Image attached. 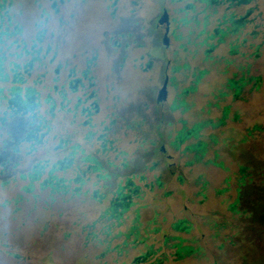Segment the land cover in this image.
Returning <instances> with one entry per match:
<instances>
[{"label":"rangeland","instance_id":"rangeland-1","mask_svg":"<svg viewBox=\"0 0 264 264\" xmlns=\"http://www.w3.org/2000/svg\"><path fill=\"white\" fill-rule=\"evenodd\" d=\"M52 1L14 0L12 21L0 28V264H145L136 259L149 245L159 249L155 258L167 255L163 264H264V135L240 143L236 134L255 123L264 125V76L258 88L247 83L236 97L229 84L258 74L254 69L264 65L247 68L253 61L249 23L238 40L231 34L224 42L212 37L222 20L233 13L246 17L252 4L55 0L56 13ZM257 3L264 12V0ZM245 37L241 53L233 54L231 44ZM34 44L42 47L40 53ZM34 56L31 73H22L26 81H14L12 68ZM72 67L73 78L89 67L85 89L69 86ZM165 83L167 98L159 101ZM15 86L36 91L34 112L23 115L8 107ZM83 106L89 107L87 113L81 112ZM226 111L225 122L215 126ZM42 120L46 127L40 133L46 134L32 149L24 139ZM203 123L198 138L178 139ZM198 141L209 142L203 161L217 158L227 169L188 165L187 147ZM87 157L103 169L89 171L93 163ZM58 162L54 175L70 189L80 186V193L41 188ZM245 162L253 172L243 188L244 212L233 213L228 205L237 195L236 185L224 190L225 181ZM39 165L44 166L40 179L25 191L30 181L22 174ZM105 171L114 174L104 177ZM82 174L79 185L73 179ZM158 177L162 186L155 183ZM128 183L136 185L138 195L132 196ZM94 191L104 196L97 199ZM119 193H131L133 205L106 234L102 227L117 221L101 216ZM137 214L146 238L115 237L129 232ZM179 220L190 222L191 230L176 231ZM224 221L230 222L227 229L216 228ZM166 233L180 235L196 251L181 258L171 254L172 249L161 247Z\"/></svg>","mask_w":264,"mask_h":264},{"label":"trees","instance_id":"trees-1","mask_svg":"<svg viewBox=\"0 0 264 264\" xmlns=\"http://www.w3.org/2000/svg\"><path fill=\"white\" fill-rule=\"evenodd\" d=\"M208 6H213V5H220L222 3H224V1H229L231 3V6L233 7H239L242 4H252V8L249 9V11H247V15L246 17L242 16V17H237V15H235L234 13L229 15L228 20L224 19L221 21V27H218L214 30V34L212 35V37H218L219 38V42H224L225 38L227 35H235L236 39L240 38V36L243 34L244 30L246 29L247 24L249 23L250 25H252V29L249 31V35L251 36V43H250V47L252 49L251 52V57L253 58L252 64L247 65L248 70L251 69V67H255V65L258 66H263L264 62H263V56H264V22L263 24H259L257 23L259 20H263L264 21V12L261 10L260 5H258L257 0H204ZM227 15H225L226 17ZM247 16H251L250 18ZM230 23L229 26H224L226 24ZM237 39V40H238ZM248 40L246 37L241 41V43H236V44H231L230 50L233 54H238L241 53L240 51V47L244 45L245 41ZM263 62V63H262ZM245 68V67H243ZM246 69V68H245ZM255 71H258L255 74L253 73L252 75H250L249 77H245L244 75L241 76V78L235 80V79H230L229 80V84L232 88L235 89V93L234 96H238L239 94L242 93L243 87L247 84V83H252L255 87H259L262 82H263V76H264V67L263 70H259V68H255ZM202 74L198 75V79H200ZM15 89H12L11 91V95H13V92H15ZM33 111H29L28 113H21L23 115H28ZM31 116V115H30ZM227 117V111L224 113V115L221 117V119L216 122L214 125L215 126H221L224 122H225V118ZM235 119L239 120L240 118V114L236 113L235 114ZM212 123V121H207L206 124H210ZM205 123L203 124H197L194 127H192L190 130L188 131H184L183 134H181V137H179V140H185L187 138L190 137H195L198 138L200 135V131L202 129V127L204 126ZM46 126V125H45ZM37 127V126H36ZM29 134V133H28ZM236 134H239V136L241 137L240 139V143H245L248 140V137H255L257 138L258 136L264 135V125L262 123H255L252 126H246L243 128L242 131H238ZM30 146V148L35 149L36 145L38 144V142H40V137L36 138V137H25L24 139ZM179 140H177L178 142H180ZM211 140L212 141H216L217 137L216 136H211ZM177 144V143H176ZM209 147V142L208 141H198L196 143L190 144L187 147V151H189L192 154V158L188 161V165H192L195 163H199V162H204L205 164L211 163V164H216L220 167H223L225 169H227L225 163L223 160H217V158H209L205 161L204 157L206 155V152L208 150ZM86 161L92 162L93 165L90 168L89 171H101L103 169L102 165L93 157H87L85 158ZM62 162H58L57 164H55L54 166H52V168L50 169V174L49 176H47L45 178V181L41 182V188H45V187H49L52 191H60V192H70V193H80L82 191L80 186H76L72 189H70L69 184L65 183L64 181H62V179L58 178L56 175H54V171L56 168H60L61 167ZM46 165V164H44ZM44 168V166H43ZM43 168L41 165L35 167L32 171H30L28 174H22V177H28L29 179V183L28 185L24 186L23 189L25 191H32V189L34 188V182L39 180L42 173H43ZM251 169L253 170V165L245 162L239 165V170L236 171L234 173V176H228L226 178V184L227 187H225L224 190H229L230 186H232L233 182H235L236 185V192L237 195L235 197V199L233 201H231L228 205V209L233 212V213H240L242 214V212H244L243 210H241L240 205H241V199H242V194H243V188L247 187L250 184V176H251ZM83 172L87 173L88 170L85 169L83 170ZM114 174L113 171H105V173H102V176L104 177H109L110 175ZM73 181L77 182V184L81 185L84 181V177L83 174L75 177V179H73ZM155 183L158 186H162L163 185V180L158 177L155 180ZM208 181H204V186L205 184H207ZM154 183H150L149 187H152ZM126 188H130V192L133 195H138L139 192L138 188L136 187V185L131 186L130 183L127 184ZM120 189H123V187H121ZM121 192V191H119ZM131 193L125 195L123 197L122 193H119V197L118 199H113L111 201V205L107 208V210L102 214V219H109V220H115L117 221V223L112 222L111 225H104V227H102V230L107 234L109 232H111V227L113 225H118V223L120 224L121 219H122V214L123 212H125L126 210H128V208L130 206L133 205V202L130 201V195ZM93 196L96 197L97 199H99L100 197H103L104 195L99 193V191H94L93 192ZM118 208H122L121 211H118ZM138 214L136 215L135 219H134V223L135 225H133L129 232L124 233L123 231H119L117 234H115V237H120V236H125L126 239H128V237H130L131 235L134 236V240H141V242L146 238V236L143 235V232L140 231L139 229V224H136V222H138ZM230 222L224 221L222 223H217L216 224V228L222 230V229H227L229 227ZM174 229L178 232H189L192 228V224L186 220H179L178 222L174 223L173 225ZM155 230H159V228L157 227ZM186 239H184L183 237H181L180 235H170L169 233L164 234V238H163V243L161 245V247H167L172 249V253L173 255L178 256L179 258L184 257L192 252H195L196 249L194 248L193 245H189V244H185ZM127 242V241H125ZM225 245V244H224ZM119 248V250H121V247H117ZM160 248V247H159ZM159 251V249H156L154 247V245H149L147 250L144 251L142 253V255H140V257H138L136 259V262H144L145 264H163L164 261L167 259V255L163 254L162 257H154V255ZM49 264H52L51 262H49Z\"/></svg>","mask_w":264,"mask_h":264},{"label":"flooded vegetation","instance_id":"flooded-vegetation-1","mask_svg":"<svg viewBox=\"0 0 264 264\" xmlns=\"http://www.w3.org/2000/svg\"><path fill=\"white\" fill-rule=\"evenodd\" d=\"M61 1H64V0H61ZM13 2H14V0H0V28L2 26V22L3 23H5V22L10 23L12 21L13 17L11 15V9L13 7ZM58 4L59 3H57V1H55V0H53L51 3V8L56 13H58L60 10ZM1 37H2V35L0 34V41H1ZM38 39L42 40L41 34L38 35ZM117 44H118V41H117ZM32 49L36 50V53H40L42 51V47L36 48V44H34L32 46ZM32 49L31 50L26 49V52L29 54H32L33 53ZM50 49H51V45H50V43H48L47 53L50 51ZM33 55H35V54L33 53ZM37 59H38V57L34 56L33 59L28 61L24 66L15 65V67L12 68V72L14 75V81L25 82L26 80L23 79L22 73L25 72L26 74H30L31 73L30 68L33 66V61H35ZM93 59H91V61ZM19 68H23L22 71H20ZM75 71L76 70L74 69V67H72V72L70 74V76H72V79L68 83L69 86L74 90L78 89L79 87H84V89H85L84 79H86V78L91 79L89 76V72H90L89 67L85 68L82 71V77H79V78H77V77L73 78V76L75 75ZM56 72H58V69L56 70ZM90 84L92 86V83H90ZM12 89H15L16 91L13 92V95L8 100V107L10 109H12L14 113H18V112L28 113L29 111L34 112V109L36 106L34 94L36 93V91L30 86H26L24 89H22L21 86H15ZM22 90H24V95L21 94ZM94 96H95L94 92L92 94H90L91 98H93ZM94 106H95L96 110H99L97 104L94 103ZM88 108L89 107L83 106L81 109V112L87 113L89 110ZM32 117L35 118V115H32ZM43 126H45V124L42 120V122L38 123L37 127L32 129L31 131H29V134H27L26 137L29 138V137H42V136H44L46 134V132L40 133Z\"/></svg>","mask_w":264,"mask_h":264},{"label":"water","instance_id":"water-1","mask_svg":"<svg viewBox=\"0 0 264 264\" xmlns=\"http://www.w3.org/2000/svg\"><path fill=\"white\" fill-rule=\"evenodd\" d=\"M167 19V12L164 13L163 17L160 19V22L163 23ZM167 98V83L164 84L163 88L159 93L158 100L163 101Z\"/></svg>","mask_w":264,"mask_h":264}]
</instances>
